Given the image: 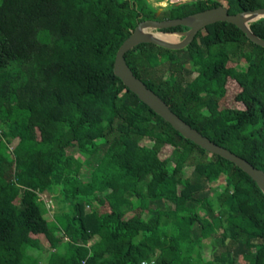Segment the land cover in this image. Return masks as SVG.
Returning <instances> with one entry per match:
<instances>
[{
    "label": "trees",
    "instance_id": "trees-1",
    "mask_svg": "<svg viewBox=\"0 0 264 264\" xmlns=\"http://www.w3.org/2000/svg\"><path fill=\"white\" fill-rule=\"evenodd\" d=\"M220 5L237 14L264 0H193L161 13L149 0H0V264H264L257 183L114 73L139 21ZM250 27L264 39V18ZM125 57L180 118L264 171L263 47L218 22L185 49L141 44ZM51 195L67 209L52 221Z\"/></svg>",
    "mask_w": 264,
    "mask_h": 264
},
{
    "label": "water",
    "instance_id": "water-1",
    "mask_svg": "<svg viewBox=\"0 0 264 264\" xmlns=\"http://www.w3.org/2000/svg\"><path fill=\"white\" fill-rule=\"evenodd\" d=\"M185 3L188 0H178ZM192 1V0H189ZM177 3V4H180ZM160 11H158L159 13ZM264 18V8L244 11L237 14H230L227 7L220 5L182 18L157 20L148 19L139 21L133 33L120 46L115 63L114 73L120 78L124 85L131 90L138 98L148 105L156 114L177 130L186 139L205 149L209 153L219 155L233 163L246 172L258 185L264 194V171L256 168L246 159L231 152L227 148L216 144L208 137L185 122L180 116L171 110L169 105L158 96L153 90L139 79L126 61V54L141 44H155L171 50L187 48L195 39L197 34L207 26L227 22L237 26L246 37L253 43L264 48V39L257 36L251 29V24ZM179 26L189 28L183 32H171L167 29ZM160 34L182 37L181 40L169 41L161 38Z\"/></svg>",
    "mask_w": 264,
    "mask_h": 264
},
{
    "label": "rangeland",
    "instance_id": "rangeland-1",
    "mask_svg": "<svg viewBox=\"0 0 264 264\" xmlns=\"http://www.w3.org/2000/svg\"><path fill=\"white\" fill-rule=\"evenodd\" d=\"M149 1L153 4V6L159 8V10H158V11H160L159 13H161L163 10H165L168 6H170L172 4L180 3L179 1H172V0H149ZM188 1H186V2H188ZM166 3H168V4L165 5ZM175 38L178 41L181 40V38L179 36H175ZM188 66L192 67V65H188ZM194 76H196V73L193 74V77ZM235 90H236L235 88H232V86L229 85V93H234ZM18 140L19 139L17 138L13 141V143L10 145V148H9L10 150L18 143ZM167 150L169 152L171 151L170 148H167ZM184 173H185L186 177H190V176L193 177V167L190 164H188L184 169ZM87 176H88V173H87ZM224 184L225 183H224L223 179H220L217 183L213 184L211 187V195L213 196V195L217 194L218 192H221L225 187ZM46 203L48 204L47 205L48 212L45 215V217H46V219H48L50 221H52L54 219V216L57 213L67 211L65 204L63 205V203H60V202L56 201L55 199H53L52 195H51V197H49V199L47 198ZM128 216H130V215H128ZM143 217L148 219L149 214L144 212ZM42 241H43V244L45 245V247H48V243L44 240V238H42ZM207 241H209V240H207ZM203 256L205 257V259H207L208 257H211L210 251L208 250V248L205 250V252H203Z\"/></svg>",
    "mask_w": 264,
    "mask_h": 264
},
{
    "label": "bare ground",
    "instance_id": "bare-ground-1",
    "mask_svg": "<svg viewBox=\"0 0 264 264\" xmlns=\"http://www.w3.org/2000/svg\"><path fill=\"white\" fill-rule=\"evenodd\" d=\"M160 37H161V38H164V39H167V40H169V41H174V40H176L175 36H173V35L160 34Z\"/></svg>",
    "mask_w": 264,
    "mask_h": 264
},
{
    "label": "flooded vegetation",
    "instance_id": "flooded-vegetation-1",
    "mask_svg": "<svg viewBox=\"0 0 264 264\" xmlns=\"http://www.w3.org/2000/svg\"><path fill=\"white\" fill-rule=\"evenodd\" d=\"M189 29V28H188ZM188 29H186V30H181V31H173V32H183V31H187ZM180 37V36H179ZM180 38H182V37H180Z\"/></svg>",
    "mask_w": 264,
    "mask_h": 264
},
{
    "label": "built area",
    "instance_id": "built-area-1",
    "mask_svg": "<svg viewBox=\"0 0 264 264\" xmlns=\"http://www.w3.org/2000/svg\"><path fill=\"white\" fill-rule=\"evenodd\" d=\"M143 264H147V263H143Z\"/></svg>",
    "mask_w": 264,
    "mask_h": 264
}]
</instances>
